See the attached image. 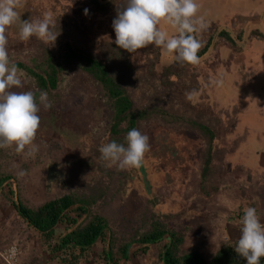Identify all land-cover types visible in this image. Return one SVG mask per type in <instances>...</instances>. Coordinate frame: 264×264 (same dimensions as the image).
I'll list each match as a JSON object with an SVG mask.
<instances>
[{
  "label": "rangeland",
  "instance_id": "374dc122",
  "mask_svg": "<svg viewBox=\"0 0 264 264\" xmlns=\"http://www.w3.org/2000/svg\"><path fill=\"white\" fill-rule=\"evenodd\" d=\"M126 3L118 1L122 7ZM196 3L197 16L207 24L196 34L203 44L199 52L204 49L198 55V65L177 63L174 53L155 45L126 53L131 70L114 64L110 52L118 57L111 49L115 36L109 22L119 6H112L109 14H104L95 9L92 0H21L22 6L16 9L19 19L7 28L6 36L9 58L15 64L26 63L42 71L46 50L62 62L59 56L64 53L63 45L70 42L73 49L95 52L112 66L116 76H124L123 85L133 96L134 108L162 107L177 116H198L212 124L217 137L212 144L208 176L206 134L195 127L183 128L186 123L168 115L165 120L161 115L152 116L139 125L138 130L149 137L150 144L140 167L120 170L108 166L99 149L113 141L109 129L114 110L99 81L77 61L62 64L56 88L47 92L52 107L46 110L40 101L37 103L40 126L34 141L39 148L35 157L17 154L15 146L0 148V174L9 177L0 190L2 202L6 204L12 196L37 207L73 192L103 194L93 210L103 209L106 202L112 230L119 235L155 215L167 228L184 234L183 249L198 248L207 258L226 244L235 243L240 230L237 221L247 207H254L264 217V111L259 112L257 97H252V90L264 96V0ZM45 14L51 15L52 30L59 33L54 45L35 36L21 41L20 22L42 19ZM160 27L169 36L178 34L166 22L162 21ZM220 30L228 31L235 43L219 34ZM170 65L174 67L167 70ZM19 69L24 73L23 87L12 90L38 91L36 79ZM217 80L221 83L214 84ZM235 148L237 152L243 148L242 154L233 151ZM237 154V160L248 158L252 171L242 169L240 161L234 162L231 155ZM21 171L23 176L19 175ZM116 174L123 183L115 187ZM3 208L6 212L0 210V224L6 216L16 214L11 202ZM16 224L22 226L21 234L6 243L1 241L3 255L13 245L18 249L13 264L27 263L24 257H31L32 252L38 254V262L31 264H60L57 257L61 252H53L51 247L58 243L66 225L58 227L49 245L43 235L40 237L23 222L17 220ZM106 248L100 241L79 264H106ZM132 252L134 256L120 264H163L160 247L144 254L135 245ZM1 258L0 264H7Z\"/></svg>",
  "mask_w": 264,
  "mask_h": 264
},
{
  "label": "trees",
  "instance_id": "16d2710c",
  "mask_svg": "<svg viewBox=\"0 0 264 264\" xmlns=\"http://www.w3.org/2000/svg\"><path fill=\"white\" fill-rule=\"evenodd\" d=\"M118 1L92 0L95 9L104 14H109L110 8L116 4L117 7L119 6L122 9V4H118ZM115 11L114 16L110 18L111 23L109 22L110 32L113 36H115V33L112 21L116 17L117 9ZM219 34H223L229 41L235 43L228 31L220 30ZM210 43L212 44V40ZM207 46H205V49ZM112 47L115 56L119 59L110 52V60L114 64H120L122 67L131 70L127 51L120 49L114 43H112ZM63 49L64 53L59 56L62 62L48 49L46 50L48 53L45 57V63L42 65L43 68L38 66L42 71L26 63L16 64L36 79L39 86V90L35 92L37 103H39L41 91L48 92L50 88H56L62 64L79 61L85 65L84 69L99 81L105 93L108 94L109 101H111L110 106L114 110L109 135L118 144L125 146L127 144V133L133 128L140 129L139 125L143 121L150 120L152 116L161 115L164 120L167 115L177 116L170 109L162 107L157 108L146 105L140 106L138 109L134 108L133 96L129 93L127 85H123L124 76H116L113 73L112 66H107L104 59L95 55V52L90 53L79 47L73 49L70 42H66ZM201 51H204V49ZM200 52H198V55ZM173 67L174 65H170L167 70H171ZM177 117L181 119L180 121L186 123L183 128L195 127L206 134L209 149L205 162V176H208L212 159V144L217 137L216 130L211 127L212 124L202 122L200 118H197L198 116L196 118H193L192 115ZM124 122L127 123L126 126H123ZM118 176L116 174L113 178V186L115 187L123 183L121 177ZM8 179V176L0 174V189ZM103 196V194L97 196L95 193L85 196L73 192L47 201L37 207L30 206L21 199L13 200V202L19 215L25 219L27 224L39 231L48 244L55 238L58 227L66 225L58 238V243L51 247L53 252H61L57 257L60 264H79L80 261L86 259L92 247L100 241L107 245L104 251L106 264H120L128 261L134 256L132 249L135 245H138L144 254H149L160 247L158 254L163 264H246V260L234 251V246L238 240L235 243L226 244L214 256L207 258L198 248L183 249L184 234L167 228L155 215L150 216V220L146 221L147 223L143 222L139 227L119 235L115 230H112L110 215L106 214V210H108L106 202L101 206L103 209L93 210V206ZM118 196L119 193L116 197ZM116 247H118L117 250H114ZM260 264H264V257L261 258Z\"/></svg>",
  "mask_w": 264,
  "mask_h": 264
},
{
  "label": "clouds",
  "instance_id": "9594fccd",
  "mask_svg": "<svg viewBox=\"0 0 264 264\" xmlns=\"http://www.w3.org/2000/svg\"><path fill=\"white\" fill-rule=\"evenodd\" d=\"M21 6V0H0V148L15 146L17 154L34 158L39 151L34 141L40 126V107L33 91L12 90L23 87L24 73L10 60L7 50L6 30L19 19L16 9ZM198 11L196 0H127L125 7L117 8L112 21L114 44L128 53L155 45L168 54L174 53L178 62L198 65V52L203 44L196 34L207 28L203 17L197 16ZM84 12L87 15L88 9ZM162 21L178 34L169 36L160 27ZM53 28L50 14L35 21L23 20L19 38L27 41L35 36L52 46L59 34ZM213 83L220 84L221 81ZM39 101L46 110L52 107L47 92H40ZM126 141L127 147L115 141L100 147L101 158L108 166L115 165L120 170L141 166L145 153L150 150L149 137L133 128L127 133ZM19 175L23 176L24 172ZM240 218L237 221L240 237L234 251L246 260V264H260L264 257V223L254 207H247ZM5 253L2 257L10 264Z\"/></svg>",
  "mask_w": 264,
  "mask_h": 264
},
{
  "label": "crops",
  "instance_id": "0c3cea01",
  "mask_svg": "<svg viewBox=\"0 0 264 264\" xmlns=\"http://www.w3.org/2000/svg\"><path fill=\"white\" fill-rule=\"evenodd\" d=\"M252 97H257L256 99H257V101H258V107H259V112H261V111H264V102H261L260 100H262V99H264V96H263V94H257V95H255L254 94V90H252ZM241 127V126H240ZM237 148V147H236ZM236 148L233 150V151H235L236 153H241L242 154V152H241V150H243V148H239L238 149V152H237V150H236ZM240 150V151H239ZM238 154L237 155H235V156H233V155H231L232 156V159L234 160V162H235V160H236V163L238 162V161H240L239 163H241L242 165H241V167H242V169H244V170H246L247 171V169L248 170H250V171H252V169H251V166H250V163H248L247 164V162H248V158L247 157H244V156H242L241 158H238V160H237V156H238ZM229 158H230V156H229ZM247 172H249V171H247ZM249 181V180H248ZM250 182H254V181H250ZM1 189H2V187H1ZM0 189V190H1ZM0 193H1V191H0ZM10 198L11 199H9V201L5 204L4 202H2L1 201V199H0V210H1V212L4 214L6 211L4 210V208H3V206L4 205H8L10 202L13 204V206H14V209L13 210H15V212H16V214H14V216L13 217H10V216H6V220H4V222L2 223V224H0V262H2V250H3V248H4V246L3 247H1V241L3 240L4 241V243H6L9 239H12V237L14 238V237H18L19 236V234H21V228H22V226L21 227H17V224H16V221L18 220V221H20V222H23L24 224H26L27 226V228H29V229H32L33 230V232L34 233H36L37 232V234H39V236L41 237L42 236V234L39 232V231H37L36 229H34L32 226H30L29 224H27V222L25 221V219L23 218V217H21L20 215H19V213H18V211H17V209L15 208V205H14V202H13V200L15 201V199H13V197L12 196H10ZM11 207V206H10ZM259 211H257V214H259L258 213ZM260 217H261V214L259 215ZM261 222L262 223H264V217H261ZM3 226H4V228H3ZM239 232L236 234L237 235V237H236V240H238L239 239V237H240V230H238ZM236 240H235V242H236ZM33 256V257H32ZM38 254L37 253H34V252H32V254H31V257H28V256H25L24 257V260L28 263V264H31L32 262L33 263H35V262H38ZM27 263H25L24 262V264H27Z\"/></svg>",
  "mask_w": 264,
  "mask_h": 264
},
{
  "label": "built area",
  "instance_id": "2783aa9c",
  "mask_svg": "<svg viewBox=\"0 0 264 264\" xmlns=\"http://www.w3.org/2000/svg\"><path fill=\"white\" fill-rule=\"evenodd\" d=\"M239 220H241V218ZM17 255H18V249L16 246H11L10 248H8V250L5 253V256L7 257L8 262L10 264L17 262L16 260Z\"/></svg>",
  "mask_w": 264,
  "mask_h": 264
}]
</instances>
